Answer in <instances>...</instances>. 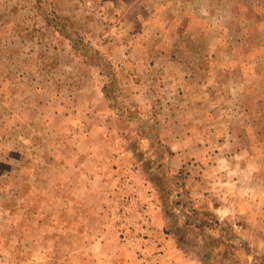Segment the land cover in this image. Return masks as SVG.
I'll return each instance as SVG.
<instances>
[{"label": "rangeland", "instance_id": "1", "mask_svg": "<svg viewBox=\"0 0 264 264\" xmlns=\"http://www.w3.org/2000/svg\"><path fill=\"white\" fill-rule=\"evenodd\" d=\"M100 163L125 242L158 210L200 264H264V0H0V264H78Z\"/></svg>", "mask_w": 264, "mask_h": 264}, {"label": "crops", "instance_id": "2", "mask_svg": "<svg viewBox=\"0 0 264 264\" xmlns=\"http://www.w3.org/2000/svg\"><path fill=\"white\" fill-rule=\"evenodd\" d=\"M107 168H111L112 174H106ZM76 169L82 174L79 178L82 183L77 192L78 199L93 200V204L89 201V204L85 202L83 205L78 201L79 206L75 209L81 218L75 228L78 264H200L195 253L187 251L180 241L177 232L179 230H172L171 234L164 231L166 224L158 210L155 212L157 230L152 234V245L149 249L143 250L137 245L132 246L125 242L111 217L117 208L115 198L118 178L115 177L114 167L100 163L92 165L87 172L85 165H78ZM213 179L217 180L214 177ZM214 181H209L208 184L213 186ZM205 182H202L206 186L205 190H212ZM256 202L252 205L255 206ZM225 208L226 206H221L220 210L227 212ZM159 244L163 245L164 252L154 255L151 252L156 251Z\"/></svg>", "mask_w": 264, "mask_h": 264}, {"label": "built area", "instance_id": "3", "mask_svg": "<svg viewBox=\"0 0 264 264\" xmlns=\"http://www.w3.org/2000/svg\"><path fill=\"white\" fill-rule=\"evenodd\" d=\"M125 216H126V215H125ZM144 218H145V219L148 218V220L146 221L147 223L144 224V227H145V230H146V232H145V235L147 236L146 239H147L148 241H150L149 233H147V232L152 231V230L154 229V227H153V225H152L151 223H149V218H150V216H149L147 213H146V215L144 216ZM137 236H139V233H138ZM141 247H144V244H142ZM158 247H159V249H158V251H157V254H161V253H163V252H164V247H163V245H162V244H159Z\"/></svg>", "mask_w": 264, "mask_h": 264}]
</instances>
